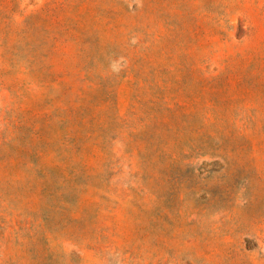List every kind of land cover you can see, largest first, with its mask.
I'll return each instance as SVG.
<instances>
[{
  "label": "rangeland",
  "instance_id": "rangeland-1",
  "mask_svg": "<svg viewBox=\"0 0 264 264\" xmlns=\"http://www.w3.org/2000/svg\"><path fill=\"white\" fill-rule=\"evenodd\" d=\"M0 264H264V0H0Z\"/></svg>",
  "mask_w": 264,
  "mask_h": 264
}]
</instances>
